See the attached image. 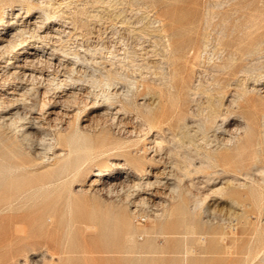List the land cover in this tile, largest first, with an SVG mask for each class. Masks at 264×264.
<instances>
[{"label": "rangeland", "instance_id": "obj_1", "mask_svg": "<svg viewBox=\"0 0 264 264\" xmlns=\"http://www.w3.org/2000/svg\"><path fill=\"white\" fill-rule=\"evenodd\" d=\"M17 11L0 264H264V0H0V28ZM119 163L152 186H109Z\"/></svg>", "mask_w": 264, "mask_h": 264}, {"label": "bare ground", "instance_id": "obj_2", "mask_svg": "<svg viewBox=\"0 0 264 264\" xmlns=\"http://www.w3.org/2000/svg\"><path fill=\"white\" fill-rule=\"evenodd\" d=\"M49 2V1H48ZM42 3V2H41ZM43 5H45L44 3H42ZM50 5L53 4V3H49ZM49 5V7H50ZM48 6V4H47ZM53 6V5H52ZM51 6V7H52ZM39 7V6H37ZM48 7V8H49ZM41 8V6H40ZM15 9V8H14ZM50 10V9H49ZM45 11V10H44ZM55 11V9H54ZM18 12V11H17ZM13 13V12H10V13H7L8 16H11L9 17L10 19L7 21V25H4L3 27L0 28V50H4V48H7V47H12L13 44H15L16 42V39L18 40L19 37L24 33V32H27L26 28L25 29H21L20 27H16V23H17V17L19 16V12L18 13ZM58 12V11H57ZM45 13V12H44ZM55 15V14H54ZM8 16H7V19H8ZM23 16V14H22ZM44 19V18H43ZM55 19V18H54ZM6 21V20H5ZM19 24V22H18ZM27 25V24H26ZM18 26V25H17ZM21 26V24L19 25ZM18 30L21 32H18ZM28 33V32H27ZM38 33V32H37ZM30 35V34H29ZM33 35V33H32ZM52 36V35H50ZM46 37V36H45ZM23 38V37H21ZM21 40V39H19ZM24 40H26L24 38ZM23 40V41H24ZM15 46V45H14ZM39 47L36 45V44H33L31 45L30 47H24L21 51H18L19 54H22V55H26L24 56L26 61L28 62H33L34 63V59L33 57H36L35 55L37 54V52H39L40 50L38 49ZM10 50V49H9ZM7 50V51H9ZM5 51V50H4ZM40 54V53H39ZM37 54V55H39ZM5 55V54H4ZM43 55V54H42ZM23 57V59H24ZM38 58V57H37ZM25 61V62H26ZM28 64V63H27ZM22 65V64H21ZM20 66V65H18ZM24 66V65H22ZM27 66V65H26ZM32 66V64H31ZM28 67V66H27ZM36 67V66H35ZM29 68V67H28ZM31 68V67H30ZM35 69V68H34ZM33 69V71H34ZM28 70V69H27ZM42 70V69H40ZM18 71V70H17ZM23 71V69H22ZM32 71V70H31ZM15 73V72H14ZM17 73V72H16ZM22 73V72H21ZM33 73V72H32ZM30 73L29 75H34ZM42 73V72H41ZM24 74L25 71H24ZM24 74H21V75H24ZM20 75V76H21ZM39 75V74H38ZM42 75V74H41ZM25 76V75H24ZM35 77H36V74H35ZM39 77V76H38ZM1 78V77H0ZM19 78V77H18ZM31 78V77H30ZM43 78V77H42ZM38 79V78H37ZM27 80V79H26ZM42 81V80H41ZM2 88V87H1ZM215 114L212 116V118H210V125H212V127H215V130H202V137L200 138V140L202 141H205L207 144H210L211 142L213 141H216V147L214 148V150L217 152L221 149H230L229 146H231L232 144V140L234 139L232 136H223V135H217V132H218V129H219V126L217 124V119L218 117H220V114H218L217 112H214ZM185 126V125H184ZM183 126V127H184ZM200 126V125H199ZM204 129V128H203ZM185 130H188L187 134H191L194 132V130H191L190 128H188V126L186 127L185 126ZM210 131H213L212 135H209ZM185 133V132H184ZM235 136V135H234ZM199 141V140H198ZM234 141V140H233ZM220 152V151H219ZM207 157L209 156V154H205ZM253 159L255 158V160L257 158L256 155L252 156ZM214 159V157H212ZM256 160V161H257ZM244 161V160H243ZM117 167H120L121 169H124L125 171V175H121L120 172H116L112 175H110L111 177V182L109 183V186H111L112 188H114L115 190H119L121 192L123 191H128L129 193H133V194H138L140 192V190H142L143 187H149V186H152V181H146L145 183H141V182H137L135 180L136 178V175H135V171L132 170L131 167L129 166H126L124 163L123 164H117L116 165ZM254 167H257V163L255 161H253V163L251 164L250 168H254ZM127 169V171L125 170ZM131 169V170H130ZM140 172H143V171H146V168L144 167H141L139 168ZM245 185V184H244ZM243 185V186H244ZM111 188V189H112ZM143 200L147 197H142ZM144 200V201H145Z\"/></svg>", "mask_w": 264, "mask_h": 264}]
</instances>
